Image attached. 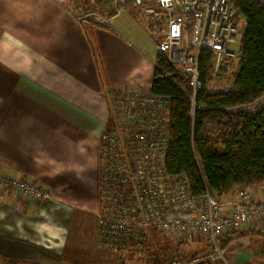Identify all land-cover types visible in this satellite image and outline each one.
Wrapping results in <instances>:
<instances>
[{
	"label": "crops",
	"instance_id": "0c3cea01",
	"mask_svg": "<svg viewBox=\"0 0 264 264\" xmlns=\"http://www.w3.org/2000/svg\"><path fill=\"white\" fill-rule=\"evenodd\" d=\"M79 1L103 10L107 2L0 0V171L37 182L51 195L37 200L2 192L0 264L145 259L99 244L100 148L113 122V93H151L159 49L132 11L89 26L68 11ZM239 188L220 199L231 200ZM251 190L264 199V185ZM260 230L264 219H249L239 232L251 233L230 245Z\"/></svg>",
	"mask_w": 264,
	"mask_h": 264
},
{
	"label": "built area",
	"instance_id": "2783aa9c",
	"mask_svg": "<svg viewBox=\"0 0 264 264\" xmlns=\"http://www.w3.org/2000/svg\"><path fill=\"white\" fill-rule=\"evenodd\" d=\"M133 1L135 16L154 37L159 52L188 80L194 122L196 96L203 89L202 53L213 55L215 77L224 69L234 71L238 57L235 47L243 38L245 20L234 0ZM128 3L109 0L108 12L102 13L79 1L73 16L89 25L108 24L109 14H118ZM252 105L256 107L248 109ZM262 105L264 95L243 109L254 111ZM110 110L112 126L102 134L100 148V246L114 253L133 251L141 256L145 252L143 241L153 239L154 233L179 242L200 236L208 240L217 258L226 261V248L220 240L239 232L249 219H264V199H257L252 187H240L229 201L208 190L195 196L185 176L168 172L169 98L117 90ZM9 190L37 200L51 197L43 185L0 171V195Z\"/></svg>",
	"mask_w": 264,
	"mask_h": 264
},
{
	"label": "trees",
	"instance_id": "16d2710c",
	"mask_svg": "<svg viewBox=\"0 0 264 264\" xmlns=\"http://www.w3.org/2000/svg\"><path fill=\"white\" fill-rule=\"evenodd\" d=\"M234 1L246 23L236 67L234 71L224 69L216 78L213 55L202 53L203 89L196 96L194 122L188 80L164 54L159 52L155 59L151 93L171 100L166 167L170 174L185 176L195 196H202L207 190L213 195H230L238 187L264 185V105L254 111L243 109L264 95V4L260 0ZM122 7L134 12V1L129 0ZM215 84H220V88L215 90ZM257 232L264 235V230ZM249 233H230L220 243L227 247ZM169 241L154 233L153 239L141 243L143 248L149 245L164 252V264L192 263L196 259L204 264H224L211 260L207 249L212 248L211 244L188 257L180 255L181 242L176 241L181 243L177 246Z\"/></svg>",
	"mask_w": 264,
	"mask_h": 264
},
{
	"label": "rangeland",
	"instance_id": "374dc122",
	"mask_svg": "<svg viewBox=\"0 0 264 264\" xmlns=\"http://www.w3.org/2000/svg\"><path fill=\"white\" fill-rule=\"evenodd\" d=\"M104 1H106V0H104ZM108 1L109 0H107V2H106L104 10L102 9V7L93 6V8H95L96 10H98V11H100L102 13H107L108 11L106 10L107 9L106 6L108 5ZM78 3L79 2H76L74 7H72V9L68 10L73 18H75L73 16V14H75V12H76L75 8H76V5ZM125 10H126V8H125ZM133 13H134V15H136L135 14V10H134ZM109 15L111 16V18L113 16H115V15H112V14H109ZM96 24H102V23H94L92 25H89V24L88 25L89 26H94ZM105 25H107V24H105ZM244 29H245V24L243 22V30ZM155 43H156V41H155ZM240 45H241V42L238 43L235 48L237 50H239ZM156 46H157V43H156ZM218 77H216V78H218ZM214 88H215V90L219 89L220 88V84H217V85L215 84ZM255 107L256 106L252 105V106H249L248 109H254ZM252 235L253 236L256 235V236L251 238V239H248V241L246 243L240 242V243L235 244V245H233V244L230 245L231 244L230 243L227 247H225L226 248V258H227L226 261L217 258L215 253L213 252L212 248H207L209 250L208 252H210V254H212L211 258H214V259H211V260H213V261L220 260L224 264H264V235H261L259 233L252 234ZM243 237L244 236L238 237V238H243ZM176 241L177 240L174 241V239H170L169 243L171 245H173V244L177 245V244H181L182 243L181 244L182 246H181V249H180V255L182 254V255L188 256V257L190 255L198 252L202 248L205 249L207 247L206 245L209 244L208 240H205L206 244H200L202 242L200 236L190 237L187 240L185 239V241H183L181 243H178L179 241L178 242H176ZM144 249H145V254H144L145 259L143 260L144 263L142 262V264H164V262L166 261L165 255L163 254L164 252H161L158 249L151 248L149 245L144 246ZM123 262H125V261H123ZM172 262H174V261H172ZM123 264H131V263L130 262H128V263L125 262Z\"/></svg>",
	"mask_w": 264,
	"mask_h": 264
},
{
	"label": "water",
	"instance_id": "95a60500",
	"mask_svg": "<svg viewBox=\"0 0 264 264\" xmlns=\"http://www.w3.org/2000/svg\"><path fill=\"white\" fill-rule=\"evenodd\" d=\"M195 264H204V262L203 261H200V262H197Z\"/></svg>",
	"mask_w": 264,
	"mask_h": 264
},
{
	"label": "bare ground",
	"instance_id": "6f19581e",
	"mask_svg": "<svg viewBox=\"0 0 264 264\" xmlns=\"http://www.w3.org/2000/svg\"><path fill=\"white\" fill-rule=\"evenodd\" d=\"M76 19H77V18H76ZM231 197H232V196H231ZM231 197H230V198H231ZM231 199H232V198H231Z\"/></svg>",
	"mask_w": 264,
	"mask_h": 264
}]
</instances>
